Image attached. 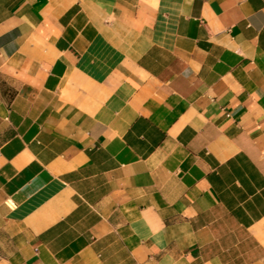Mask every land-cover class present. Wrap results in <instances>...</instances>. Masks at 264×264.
<instances>
[{
  "label": "crops",
  "instance_id": "0c3cea01",
  "mask_svg": "<svg viewBox=\"0 0 264 264\" xmlns=\"http://www.w3.org/2000/svg\"><path fill=\"white\" fill-rule=\"evenodd\" d=\"M0 264H264V0H0Z\"/></svg>",
  "mask_w": 264,
  "mask_h": 264
}]
</instances>
